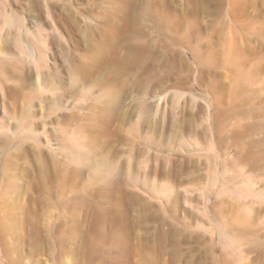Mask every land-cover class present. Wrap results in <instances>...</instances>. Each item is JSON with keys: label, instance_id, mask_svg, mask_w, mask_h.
<instances>
[{"label": "rangeland", "instance_id": "1", "mask_svg": "<svg viewBox=\"0 0 264 264\" xmlns=\"http://www.w3.org/2000/svg\"><path fill=\"white\" fill-rule=\"evenodd\" d=\"M0 29V264H264V0H0Z\"/></svg>", "mask_w": 264, "mask_h": 264}, {"label": "bare ground", "instance_id": "2", "mask_svg": "<svg viewBox=\"0 0 264 264\" xmlns=\"http://www.w3.org/2000/svg\"><path fill=\"white\" fill-rule=\"evenodd\" d=\"M4 1V0H3ZM0 30H2L3 31V29H0ZM18 30V29H17ZM1 31V32H2ZM19 33V32H18ZM4 35V34H3ZM3 42V41H2ZM0 43H1V33H0ZM23 43V42H22ZM2 47V46H1ZM3 48V47H2ZM2 49H0V55H2V52L3 51H1ZM13 53V52H12ZM3 54H4V52H3ZM27 56V55H26ZM3 57V56H2ZM2 57H0V59L2 58ZM12 58V57H11ZM29 58L31 59V61H29V62H31V63H33L34 65H35V67L36 68H38V67H40V65H42L43 64V58H42V53L40 54V58H39V60H37V59H35L33 56L31 57V55L29 56ZM5 59V58H4ZM3 59V60H4ZM27 58H25L24 57V53L21 51L19 54H18V56L15 58V59H13V64L14 65H16V64H21V63H25V60H26ZM2 60V59H1ZM17 69V68H16ZM0 129L3 131V132H8L9 131V129L10 128H8V129H6V127H0ZM11 130V129H10ZM12 132H14V131H12ZM29 132H31V131H29ZM29 132H27V130H26V133H27V136L29 135L30 137H32L33 139H35V137L34 136H32V134L30 133L29 134ZM16 133H17V131H16ZM15 133V134H16ZM8 134V133H7ZM22 135H23V133H22ZM28 138V137H27ZM30 139V138H29ZM31 140V139H30ZM74 146L75 147H77V145L76 144H74ZM76 150V149H75ZM78 150V149H77ZM74 151V150H73ZM81 152V151H80ZM75 153V159H80L81 157L78 155V152L76 151V152H74ZM80 154V153H79ZM214 155V154H213ZM111 172V171H110ZM113 173V172H112ZM110 177V176H109ZM166 190V189H165ZM167 191V190H166ZM226 191V190H225Z\"/></svg>", "mask_w": 264, "mask_h": 264}]
</instances>
